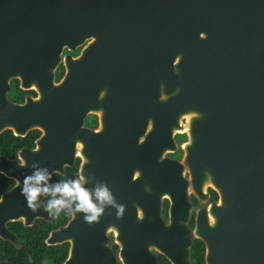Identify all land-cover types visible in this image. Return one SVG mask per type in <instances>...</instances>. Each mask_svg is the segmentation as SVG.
<instances>
[{"label":"water","instance_id":"95a60500","mask_svg":"<svg viewBox=\"0 0 264 264\" xmlns=\"http://www.w3.org/2000/svg\"><path fill=\"white\" fill-rule=\"evenodd\" d=\"M33 1L37 95L28 121L62 139L83 137L79 173L107 182L125 206L121 219L108 208L92 225L77 214L52 229L48 240L69 242L60 264H113L108 227L121 264H156L151 247L170 264H189L191 234L203 243L204 264H264V0ZM143 32L162 40L164 115L177 129L184 115L185 139L180 160H172L160 150L145 155L135 149L144 141L133 136L121 166L124 183L113 178L109 151L96 141L100 131L82 124L94 106L88 86L39 81L53 79L63 45L71 49L90 34L108 43L112 33ZM78 59L63 53L59 81L80 79ZM163 142L172 145L169 129ZM206 186L217 197L194 209L190 230L187 192L203 200ZM162 195L165 221L158 210ZM13 216L11 207L0 213V236L11 237L3 222Z\"/></svg>","mask_w":264,"mask_h":264},{"label":"flooded vegetation","instance_id":"af4514ba","mask_svg":"<svg viewBox=\"0 0 264 264\" xmlns=\"http://www.w3.org/2000/svg\"><path fill=\"white\" fill-rule=\"evenodd\" d=\"M33 5V0H0V213L8 211L10 207L14 211V216L3 222L11 237L0 236V253L5 255L7 262L13 264H60L67 254L69 242L66 239L53 242L48 240V235L52 229L65 223L69 214L63 212V220L54 225V218L43 207L47 198L42 200L39 214L31 212L19 185H22L25 175L30 174L32 169L19 165L23 161L28 165L38 162L41 167L51 171L53 183L74 179L79 174L82 162L84 138L62 139L57 134L53 136L51 130L43 131L38 124L28 121L35 111L30 102L37 95L34 84L36 55L31 32ZM63 53L79 57L80 79L58 80L64 70ZM56 72H59L58 75ZM61 82L83 83L88 86L89 94L92 91L94 106L92 110L85 111L82 124L100 131L96 141L109 151V159L115 167L112 174L116 181L124 180L126 183V173L122 172L121 166L128 157L126 150L131 151L133 147V136L136 141H144L134 148L143 150L145 155L160 150L162 156L180 160L185 122L184 117L178 118V123L183 125L182 129H177L170 122V116L164 115L161 99L164 65L162 40L158 35L147 32L130 36L112 33L108 43H103L95 41L90 34L83 36L71 49L63 45L59 61L53 68V79L39 81ZM168 129L172 145L164 146V133ZM183 175H186L185 171ZM114 184L115 188H119V183ZM9 189H12L10 197H4V192ZM209 189L212 188L205 187L203 200L187 192L189 209L185 224L190 230L193 227L194 209L217 197L213 189L214 197H210ZM167 205L166 195H162L158 210L164 221ZM105 235V244L114 254L113 264H121L116 256L118 246L113 227L106 228ZM194 239L201 242V259L204 264L203 243L193 234L187 247L189 264H193L188 249ZM61 243L65 245L62 255L57 246ZM90 243L93 245L94 242ZM91 250L87 248V251ZM150 250L154 252L158 264L157 254L161 253L152 247Z\"/></svg>","mask_w":264,"mask_h":264},{"label":"clouds","instance_id":"9594fccd","mask_svg":"<svg viewBox=\"0 0 264 264\" xmlns=\"http://www.w3.org/2000/svg\"><path fill=\"white\" fill-rule=\"evenodd\" d=\"M161 99L166 100L167 97L162 95ZM19 166L32 169L19 186L26 206L33 213L41 209L42 200L47 198L43 207L53 218L62 212L73 217L82 214L84 222L92 225L99 222L108 208L115 209L117 219L123 216L125 206L117 202L107 182L99 181L91 174L85 175L83 170L74 179L53 183L51 171L47 167H41L38 162L28 165L23 161Z\"/></svg>","mask_w":264,"mask_h":264},{"label":"trees","instance_id":"16d2710c","mask_svg":"<svg viewBox=\"0 0 264 264\" xmlns=\"http://www.w3.org/2000/svg\"><path fill=\"white\" fill-rule=\"evenodd\" d=\"M59 72H56V75H58ZM209 194H210V197H214V191L212 189H209ZM65 214L62 212L58 217H55L53 219V224H57L59 222H61L64 218ZM57 246L59 247V250H60V254L62 255L63 252H64V244H57ZM201 242L198 240V239H194L192 240L190 246H189V249H188V254L189 256L192 257V262L193 264H202V259H201ZM0 257H1V260H0V264H13V263H10V262H7L5 260V255L4 254H1L0 253ZM157 263L158 264H170L164 256H162L161 254H157ZM116 264H119V263H116Z\"/></svg>","mask_w":264,"mask_h":264},{"label":"rangeland","instance_id":"374dc122","mask_svg":"<svg viewBox=\"0 0 264 264\" xmlns=\"http://www.w3.org/2000/svg\"><path fill=\"white\" fill-rule=\"evenodd\" d=\"M184 117V115H182Z\"/></svg>","mask_w":264,"mask_h":264},{"label":"bare ground","instance_id":"6f19581e","mask_svg":"<svg viewBox=\"0 0 264 264\" xmlns=\"http://www.w3.org/2000/svg\"><path fill=\"white\" fill-rule=\"evenodd\" d=\"M183 125V124H182ZM182 129V128H181Z\"/></svg>","mask_w":264,"mask_h":264}]
</instances>
